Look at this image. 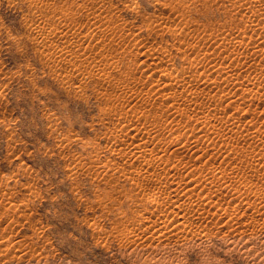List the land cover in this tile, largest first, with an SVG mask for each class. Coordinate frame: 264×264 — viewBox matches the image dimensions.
Wrapping results in <instances>:
<instances>
[{"label":"rangeland","instance_id":"1","mask_svg":"<svg viewBox=\"0 0 264 264\" xmlns=\"http://www.w3.org/2000/svg\"><path fill=\"white\" fill-rule=\"evenodd\" d=\"M263 149L264 0H0V264H264Z\"/></svg>","mask_w":264,"mask_h":264},{"label":"bare ground","instance_id":"2","mask_svg":"<svg viewBox=\"0 0 264 264\" xmlns=\"http://www.w3.org/2000/svg\"><path fill=\"white\" fill-rule=\"evenodd\" d=\"M43 29H44V28H43ZM67 48H68V47H67ZM57 52H58V51H57ZM194 80H196V79H194ZM197 80H198V79H197ZM198 81H199V80H198ZM202 82L205 83L206 81L204 80V81H202ZM202 82H201V83H202ZM184 84H185V83H184ZM197 84H199V83H196V85H197ZM202 84H203V83H202ZM207 84H209V83H207ZM180 85H181V84H180ZM182 85H183V84H182ZM182 85H181V86H182ZM184 86H185V85H184ZM224 96H225V95H224ZM225 97H226V96H225ZM216 99H217V98H216ZM188 100H189V99H188ZM214 100H215V99H214ZM214 100H213V102H214ZM218 100H219V99H218ZM191 101H192V100H191ZM190 103H191V102H190ZM215 103L217 104L218 102H215ZM213 105H214V104H213ZM215 106H216L217 108L219 107V106H217V105H215ZM217 108H216V109H217ZM219 108H220V107H219ZM219 108H218V109H219ZM239 108H240V106H239ZM219 110H220V109H219ZM225 110H226V109H225ZM216 111H217V110H216ZM213 112H214V111H213ZM213 112H211V113H213ZM219 112H220V111H219ZM211 113L209 114L210 116H211ZM225 113H226V112H225ZM214 114H215V116H217V115H216V112H215ZM214 114H213V115H214ZM225 115H226V118H225L224 115H221V116H223V119H224V118H225V119L228 118V117H227V113H226ZM221 116H220V119H221ZM212 117H213V116H212ZM229 117H232V116H229ZM207 118H209V116H207ZM207 118H204V120H205V119L207 120ZM218 118H219V117H218ZM218 118H217V119H218ZM194 119H195V118H194ZM198 119H199V118H198ZM211 119H212V118H211ZM211 119H209V121H210ZM213 119H214V117H213ZM225 119H224V120H225ZM206 120H205V121H206ZM195 121H196V120H195ZM201 121H202V120H201ZM211 121H212V120H211ZM214 121H215V120H214ZM222 121H223V120H222ZM199 122H200V121H199ZM202 122H203V121H202ZM202 122H201V123H202ZM219 122H220V120H219ZM225 122H226V120H225ZM233 122H234V121H233ZM233 122H230V121H229V122H227V124H228V123H229V124H230V123L233 124ZM197 123H198V120H197ZM201 123H200V124H201ZM211 123H212V122H209L210 125H211ZM213 123H214V122H213ZM221 123H222V122H221ZM209 124H208V125H209ZM214 124H215V123H214ZM222 124H223V123H222ZM222 124H221V125H222ZM224 124H225V123H224ZM201 125H202V124H201ZM203 126H204V123H203ZM215 126H216V124H215ZM199 127H200V129H201V126H199ZM207 127H208V126H207ZM250 128H251V127H250ZM247 129H248V128H247ZM250 130H252V129H250ZM248 131H249V130H248ZM254 131H255V130H254ZM254 131H249V132H254ZM205 132H206V130H205ZM249 132H248V133H249ZM257 132H258V134H260V136H261L262 133H261L258 129H257ZM257 132H254V134H256ZM206 134L209 135L208 133H206ZM249 134H250V133H249ZM249 134H248V135H249ZM252 134H253V133H252ZM252 134H250V135H252ZM254 134H253V135H254ZM256 135H257V134H256ZM258 136H259V135H258ZM260 136H259V138H260ZM208 137H210V136H208ZM211 138H212V136H211ZM199 142H200V141H199ZM202 147H203V146H202ZM263 150H264V149H263ZM263 153H264V151H263ZM262 155H263V154H262ZM91 162H92V161H91ZM259 163H260V161H259ZM258 165H259V164H258ZM253 166H255V164H254ZM259 166H261V165H259ZM239 168H241V167H239ZM255 169H256V168H255ZM239 170H240V169H239ZM256 170H257V169H256ZM211 172H213V173H212V176H211V175H208V176L213 177V174L215 175V172L212 171V170H211ZM221 172H222V171H221ZM241 172H242V171H241ZM223 173H225V172H223ZM223 173H222V175L225 176V174H223ZM192 175H193V176H190V175H189V176L192 177V179H193L194 174H192ZM216 175H218V174L216 173ZM220 176H221V173H220ZM195 177H196V175H195ZM214 177H215V176H214ZM218 177H219V175H218ZM226 177H227V176H225V178H226ZM207 178L209 179V177H207ZM195 179H196V178H195ZM195 179H194V180H195ZM204 179L206 180V177H205ZM204 179H203V180H204ZM208 179H207V180H208ZM210 179H212V178H210ZM212 180H216V178H214V179H212ZM188 181H190V179H189ZM192 181H193V180H191V182H192ZM202 182H203V181H202ZM191 187H192V186H191ZM259 195H260V194H259ZM262 195L264 196V194H262ZM262 195H261V197H262ZM257 197H258V196H257ZM258 198H259V197H258ZM262 198H264V197H262ZM151 202H152V200H151ZM154 203H155V202H154ZM171 220H173V219H171ZM176 221H177V220H176ZM173 222L175 223V220H174ZM177 223H178V222H177ZM182 223H184V222L182 221Z\"/></svg>","mask_w":264,"mask_h":264}]
</instances>
